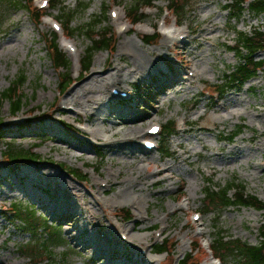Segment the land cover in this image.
Returning a JSON list of instances; mask_svg holds the SVG:
<instances>
[{
    "label": "rangeland",
    "instance_id": "374dc122",
    "mask_svg": "<svg viewBox=\"0 0 264 264\" xmlns=\"http://www.w3.org/2000/svg\"><path fill=\"white\" fill-rule=\"evenodd\" d=\"M26 1L29 9L36 10L40 6L39 1ZM62 1V6L45 10L42 14L46 17L35 25L24 11L6 12L0 0V94L20 75L25 78L24 85L17 93L23 98V108L15 119L11 118L8 102L0 101V264H123V259L138 247L147 248L144 249L146 255L140 250L138 253L140 257L145 255L152 264H179L187 255H191L196 261L202 260L200 264H219L200 245L202 243L205 248L213 246L218 232L225 237V241L238 240L250 246L261 243L264 211L230 208L221 215L216 212L206 213L207 201L203 199V192L207 183L213 187H224L231 180H236V184L245 186L248 195L264 203V154L257 149L259 146L264 149V72L259 73L240 91L228 93L218 102L213 100L212 95L207 96L204 92L205 87L211 90L210 87L217 88V85L222 84L229 71L237 65L234 53L228 52L237 39L236 35H249L253 30L264 32V16H253L245 8L239 21L235 23L224 12L225 3L222 1L187 0L189 13L180 17L179 26L172 15L164 12L167 1L155 0L153 8L144 11L146 20L141 25L131 27L126 20L131 0ZM84 7L87 8L83 10ZM63 12L74 16L68 28L75 32L69 41L76 48V56L64 49L63 42L67 39L58 35V50L70 62L69 72L74 83L63 95H59V76L50 63L45 39L53 33L46 20L58 21ZM112 12L117 13V18L111 16ZM95 19L102 21L96 27L98 34L106 29L113 35L115 51L112 54L97 53L88 73L80 78L78 62L86 56L90 47L87 38L93 35H85L83 28ZM163 21L166 22V27H160ZM58 23L62 29H66L61 21ZM174 25L178 26V32L187 35L185 44L165 42L164 29L173 28ZM137 28L142 32H138ZM204 29L213 33L203 35ZM155 34L160 38L157 45L149 46L142 42L141 37L148 39ZM128 42L130 43L127 44ZM199 46L201 48L196 50ZM186 53L191 54L190 58ZM256 59H264V53L258 54ZM143 61H147L148 67L153 62L159 68L154 72L142 70L146 72L143 78L138 77L140 70L138 76L132 75ZM166 64H171L184 85L175 84L170 88H162L165 83L162 79L168 77L167 81H171L173 77L167 72ZM115 65L121 69L124 81H93L87 87L97 90L89 97L98 101L101 107L99 114L101 118H106L105 123L97 122L94 127L88 126L85 123L88 115L78 113L75 107L67 109L59 103L58 111L54 112V105L60 99L82 85L78 83L81 79L86 80L94 71L102 72L107 78L114 74ZM161 71L166 75L158 77L157 73ZM191 74L194 77L186 81L185 78H189ZM111 89L128 92L130 99L120 101L114 98ZM148 92H152L154 96H148ZM108 96L109 99L105 100ZM145 99L152 101V108L143 104ZM141 108L148 110V114L144 115ZM119 110L128 115L134 125L141 126L139 134L131 135L130 141H125L128 146L123 151L133 154L125 159L116 155L114 147L106 148L102 141L97 143L91 137L82 136L83 131L96 130L98 138L113 141L109 129L117 121L116 112ZM31 111H34V118L41 119L29 121ZM84 111L90 113L93 109L85 108ZM230 112L238 113L239 116L229 117ZM48 115H51L50 119L46 118ZM75 117L81 121H77ZM167 122H173L178 127L176 136L168 140L172 157L163 159L159 150L143 152L141 144L146 139L148 127L158 124L163 128ZM66 128L72 131L68 132ZM239 128H244L242 134L232 143L228 144L223 140L225 135L229 136ZM117 132L119 135L116 138L120 139L128 131L119 129L115 133ZM51 137L58 138L62 143L52 141ZM154 140L158 146L163 145L161 138L156 137ZM178 144L183 145V150ZM34 146H39L33 153L38 160H34L36 164L13 168L3 164L1 154L7 153L9 148L25 152ZM69 146L75 149L70 150ZM123 162L128 164L126 168L122 165ZM169 166L174 167L175 171L168 181L160 183L161 177L149 178V174L156 171L155 167L162 169ZM65 168L82 177L84 182L65 173ZM136 168L141 170L140 187L144 189V193L119 198L121 204L107 211L108 221L102 213H98L104 228L109 229V222L114 226L118 225L111 218L112 211L121 210L131 217L129 222L123 223L128 230L136 220L137 213L132 208L131 200L136 196L144 198L143 205L139 206L143 222H138L136 228L143 227L145 230L138 233L135 229L134 232L125 233L127 239L123 242L120 233L116 234L109 229L108 239L113 244H119V251L124 255L121 259L113 255L96 258L94 247L82 250L79 243L86 239L85 236H80V231L72 232L82 222L78 219L60 221V218H51L31 198L32 194L41 193L40 189H33L36 187L35 183H39L46 193L56 191L54 181L34 180L32 170L39 169L37 171L61 176L82 190L88 201H91L89 195L96 193L97 188L102 192L108 189L107 186H114L112 191L98 197L104 203L114 199L118 193L117 182L124 179L135 181ZM108 172L113 174L109 182L106 180ZM117 174L121 176L117 177ZM143 177L149 179L145 181ZM27 179L36 182L28 183ZM152 183L153 187L150 186ZM30 193L32 194L24 196ZM41 196L45 197L44 194ZM13 206L17 211L22 207L24 214L19 216L26 227L20 221L15 222V218H10ZM30 208L36 216L31 215ZM195 213L201 216L198 224L192 222ZM155 227L157 231H153ZM164 227L166 231L161 236ZM198 230L202 235L195 240ZM100 238H104V235L101 234ZM171 239L176 244L172 253L174 260L171 261L166 254H154L155 245ZM195 241L198 242L196 248L198 245L199 250H193ZM148 248L152 249L151 253H148ZM222 254H215L222 264H237L234 258H225ZM136 260L137 258H132L131 264Z\"/></svg>",
    "mask_w": 264,
    "mask_h": 264
},
{
    "label": "trees",
    "instance_id": "16d2710c",
    "mask_svg": "<svg viewBox=\"0 0 264 264\" xmlns=\"http://www.w3.org/2000/svg\"><path fill=\"white\" fill-rule=\"evenodd\" d=\"M170 9L177 17H184L187 15L188 3L187 0H166ZM225 2L224 10L230 15V20L237 21V18L242 14L245 6L248 7L249 12L254 15L264 16V0H222ZM52 8H56L62 5L61 0H51ZM132 4L128 7V19L133 25L142 22L145 16L142 14V9L144 7H150L154 0H131ZM3 7H5L6 12H17L24 11L30 17L32 23L35 25L39 24L41 14L37 10L29 9L26 0H1ZM87 7H84L85 10ZM107 11L104 12L106 14ZM72 13H62L59 19L67 27V32L69 36H74L75 32L68 28L70 26L72 19ZM102 24L100 19H95L90 25L83 28L84 34L88 35L92 33L93 35L88 37L89 49L87 50L86 56L83 57L80 63L81 73L80 75L87 73L91 67L93 57L99 52H108L112 54L114 52L115 42L111 38V33L103 29L101 33L96 31V27ZM158 38L151 37L149 39L144 38L145 44H153ZM47 45V54L49 55V60L54 68L55 72L58 73L60 77V88L62 92H65L71 86V79L69 75L70 63L65 58L57 47L56 37L52 34V37H47L45 39ZM236 56L238 59L237 65L231 69V71L226 75L223 80L222 85H219L215 90V94L218 98L222 97L227 92L233 90L241 89L248 81L255 78L258 73L264 72V60H256L255 56L259 52H264V33L259 30L253 31L250 35L239 33L237 35V42L235 48ZM62 73V75H61ZM25 78L20 75L17 80L11 83L10 87L0 94V101H7L11 107V115L15 116L23 108V98L17 95L20 88L24 85ZM148 102V101H146ZM144 112H146L144 110ZM243 128H239L235 133L228 136L224 141L231 143L236 137L242 134ZM175 134V126L173 123H169L164 127V132L162 134L163 142H167ZM166 148V147H165ZM164 157L168 158L170 156L168 149L164 150ZM3 160L9 164L17 163L21 164L23 162H34L36 156L30 151H13L12 148L8 149L7 153L2 154ZM75 178H82L75 172H70ZM204 199L207 201V211L206 213L216 212L221 215L225 210L229 208H249L256 211H264V203L260 202L257 198L250 196L245 191V186L243 184L237 183L236 180H231L230 183L226 184L224 187H213L208 183L207 188L203 192ZM211 209V210H208ZM17 214L15 221L20 219V214H24L21 210L14 211ZM27 215V212L26 214ZM31 215L35 216L32 212ZM21 220V219H20ZM262 240L256 246H250L248 244L242 243L238 240L235 241H225V237L221 235L220 232L217 233L214 239L215 248L217 253L222 254L223 257L234 258L237 264H264V233L261 234ZM175 245L172 241H164L163 244L157 245L155 248L156 254L171 253L174 250ZM39 258L37 257V260ZM201 261V260H200ZM200 261H196L190 255H188L181 264H199Z\"/></svg>",
    "mask_w": 264,
    "mask_h": 264
},
{
    "label": "bare ground",
    "instance_id": "6f19581e",
    "mask_svg": "<svg viewBox=\"0 0 264 264\" xmlns=\"http://www.w3.org/2000/svg\"><path fill=\"white\" fill-rule=\"evenodd\" d=\"M138 32H142L141 30H139L137 28ZM213 33V31H209L207 29H204L202 34L203 35H211ZM139 41V38L136 37ZM171 38L165 36V42L166 43H170ZM130 42H128L127 44H129ZM133 43V42H132ZM126 45V43H124ZM201 47L199 46L198 48H196V50L200 49ZM188 54V53H186ZM189 58L191 56V54H188ZM152 64V65H151ZM151 67H148L147 61H143L140 62L138 64V68L136 71H134V73H132V75L134 76H138L139 75V70L141 72V74L138 76L139 78H143L144 74H146V72H154L156 71L159 67L156 66L155 63H151ZM171 64H166V69L167 72L171 75H173V77L167 81L168 77L163 78L162 80L165 82L163 84L162 87H172V85H184L183 80H181L179 78V76L177 75L178 73L174 71V69L170 66ZM150 68L151 70L147 69ZM142 70H145L146 72H142ZM114 74H110L108 75L107 78L104 77L102 72H97L94 71L93 74L89 77L83 78L81 79L78 83L82 84L81 86H79L77 89L72 90L67 97H64L63 99H60L59 102H57L56 105H54V109L55 111H57V106L59 104H61L62 106H64L65 108L68 109V107H75L78 110V113H82L84 112V114L88 115L87 121L85 122L86 124H88V126L94 127V125L98 122L100 123H105L106 118H101L100 114H99V109L101 108L98 101L95 100L92 97H89L90 95L96 93L97 90L92 89V88H87L91 85V83L93 81H107V82H111V83H115L118 81H124L123 76L121 75V69L118 67V65L114 66L113 69ZM158 77L161 74H164L163 76L166 75V73L164 71L158 72ZM111 97V96H110ZM109 96L107 97V99L105 98V100H108ZM59 103V104H58ZM236 104H240L241 102H235ZM234 103V104H235ZM95 107V108H92ZM85 108H90L93 109V111H91L90 113H88V111H84ZM222 108H224V105L222 106ZM66 109V112H68ZM117 115V121L112 124L110 126L109 131L111 132V138H114L113 141H108L105 140L103 138H98L99 134L97 133L96 130H92V131H87V132H82V136L83 137H91L93 138L97 143H99L98 141H102V143L106 146V148H112L114 147L117 152L116 155L122 157L123 159L125 158H130L128 156H133V154L131 152L129 153H125L123 150L125 147L128 146V143H125V141H130V136L131 135H136L139 134L138 130H141L140 127L141 126H137L134 125L135 123L130 122L131 119L129 118L128 115L124 114V112L122 110H119L118 112H116ZM229 117H238L239 114L235 113V112H230ZM75 119H77V121H81L79 120L78 117H75ZM133 126V127H132ZM127 129V133L122 134V137L116 138L117 135H119V132L115 133L116 131H118L119 129ZM1 134V133H0ZM52 141L61 144L62 141L59 140L58 138H53L51 137ZM250 141H252L250 139ZM179 148L183 150V145L182 144H178ZM70 150H74L75 147L69 146ZM261 154H264V149L262 146H259L257 148ZM85 151V149H84ZM186 153V152H184ZM232 153V151L230 152V154ZM236 153L238 154H242L239 153V151H236ZM122 165L126 168L128 166V164L126 162H123ZM156 171L154 173H150L149 174V178H157V177H161L160 183H164L166 181H168L171 177V174L173 171H175L174 167H163L162 169H159L158 167H156ZM174 168V169H173ZM15 169V168H14ZM150 168H148L149 170ZM39 170V169H37ZM34 171V180H44V181H54V186L56 188V191H54L53 193H46L44 194L45 197L41 196L43 193H40V195H35V194H24L25 195H31L32 194V200L36 201V203H38L42 209H44L48 216H50L51 218H59L60 216L63 217V219L65 221L67 220H75L78 219L80 222H82L81 226H77L72 232H76V231H80V236H85V240H81L80 241V245H82V250H89L91 247H94V251L96 254V258H102L106 255H113L119 259H121V257H123L124 255H122L119 251V244L117 243H112L111 240L108 239V236L110 234V230L113 231L114 233H120L122 235H124V233H126V231H128V233L130 232H134L135 229H137L136 232L140 233L143 230H145V228L141 227V228H136V224L138 222H143V219L141 218V211H139V206L141 207V204L143 205L144 203V198L143 197H139L136 196L131 200V204H132V208H134L137 213H136V220L133 222V224L131 225V227L127 230L126 227L123 225L124 221L126 218H128L126 215H124L123 217L119 218V214H118V210H114L111 213V218L113 220H115V222L118 224L116 226L112 225L111 222L110 223V230L109 229H105L102 222H101V218L98 216V213H102L104 215V217L107 219V211L111 208H113L115 205L117 204H121V202H119V198L120 199H124V197L128 194H143V188L140 187V177L142 176L141 174V170L139 168H136V179L135 181H131L129 179H124L121 182H117L116 187H118V193L115 195L114 199H111L107 202L101 203L100 199L97 198V196H99L100 194L105 195L107 192L112 191L114 186H107V190L101 192L98 188H97V192L94 194L89 195L90 200L88 201L85 197V195L83 194V191L78 189L77 187L71 185L66 179H63L61 176L53 174L52 172H44V171ZM45 174V175H44ZM21 176V175H20ZM113 176L112 173L108 172L106 174V180L107 182H109V178H111ZM117 177H120V174L116 175ZM23 177V176H21ZM149 178H145L143 177V180H147ZM22 180V179H20ZM30 181L29 179H27L28 183H35L36 181ZM36 187L33 189H40V190H44L45 189L43 187H41V185L39 183H35ZM108 185V184H107ZM150 186H154V183L150 184ZM41 192V191H40ZM5 193H2V195H4ZM1 196V195H0ZM1 198V197H0ZM126 203V201L124 202ZM88 228H89V232H88ZM71 232V231H70ZM100 233L104 234V238H100ZM143 247H138V248H134V252L128 256L125 257L122 261L123 264H131L132 262V258H137L136 261H134V264H152L151 262H148V260L145 257H140L138 254L139 249H141ZM148 253H151V250H148Z\"/></svg>",
    "mask_w": 264,
    "mask_h": 264
}]
</instances>
